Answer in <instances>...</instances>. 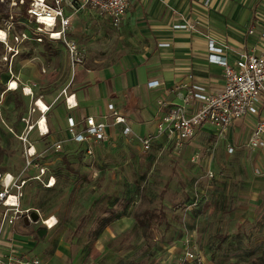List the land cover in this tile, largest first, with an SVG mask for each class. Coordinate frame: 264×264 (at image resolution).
<instances>
[{
	"label": "rangeland",
	"instance_id": "1",
	"mask_svg": "<svg viewBox=\"0 0 264 264\" xmlns=\"http://www.w3.org/2000/svg\"><path fill=\"white\" fill-rule=\"evenodd\" d=\"M29 6L25 1L20 13L12 15L14 26L8 30L7 43L18 47V55L10 65L0 61V165L11 169L23 157L8 125L26 112L27 103L21 89L3 92L5 84L21 75V80L42 95L49 86H42L44 79L36 70L44 76L49 66H57L48 82L60 87L71 68L69 52L61 41L33 39ZM64 6L68 15L74 10ZM13 8L10 0L0 4V28L5 27L3 20ZM70 23L74 30L68 37L77 40L83 62L90 46L110 50L119 29L94 8L74 14ZM22 33L27 38L15 43L14 36ZM4 54L6 48L0 45V55ZM253 128L249 122L236 134L230 141L232 151L226 140L199 132L179 156L167 148L142 150L115 139L96 156H84L76 149L61 161L59 155H52L49 142L34 138L42 148L40 162L58 178L52 189L30 181L21 200L23 208L36 209L43 218L54 215L58 221L41 245L45 258L39 259L43 264H49L53 255L59 264H178L188 249H195L203 264H264V158L259 148L248 144ZM5 141L11 146L6 148ZM257 165L262 168L259 173ZM24 167L25 161L13 172L31 175L30 168ZM160 211L167 215L166 228L160 222L164 217ZM148 217L152 230L145 235L142 221ZM19 223L28 232L26 236L42 241L36 235L39 224ZM111 224L115 233L105 234L103 229Z\"/></svg>",
	"mask_w": 264,
	"mask_h": 264
},
{
	"label": "crops",
	"instance_id": "2",
	"mask_svg": "<svg viewBox=\"0 0 264 264\" xmlns=\"http://www.w3.org/2000/svg\"><path fill=\"white\" fill-rule=\"evenodd\" d=\"M129 1V8L118 31L111 39L112 48L110 50L106 48V52L105 48H95V46L87 48L84 62L79 64L74 72L70 68V72L65 73L60 87L48 82L50 74L58 69L55 65L49 66L50 68L44 76L40 74L39 70H36V74L44 79L42 86H49V91L42 95L38 94L32 84L21 80V75L12 79L17 82V89H7V83L5 84L3 90L5 93H14L24 86L31 89V94H22L23 100L27 103L26 112L13 118L11 125H8L9 130L16 137V146L22 147L23 161H21L22 163L16 162L15 166H11L12 169L0 165L1 171L15 175L13 168L21 167L25 161L24 145L19 136L26 134L28 128L22 118H27L28 125H34L27 133V139L32 143L36 153H41L42 148L35 139L49 142L54 151L52 155H59L61 161L64 160V155L70 154L76 149L84 156H96L100 153L102 146H108L109 142L115 139L129 141L132 145L139 146L144 150L137 140L122 134V125H111L107 129L108 139L105 141L92 140L89 143H77L69 137L67 118L72 116L79 130L85 116H93L97 120H101L104 115L108 114L107 105L112 103L125 116L132 133L145 136L155 131L159 101H164L166 104L181 102L180 93H184L186 90L184 88L176 90L174 89L176 86L198 83L205 86L210 92L222 89L223 70L220 65L208 60V39H213L217 44L229 46L223 54L230 63L241 51L254 54L264 51V39L260 38V35L264 34V0ZM67 9L68 7L65 9V14L71 18L74 14L81 13L88 8L72 10L69 15L66 13ZM182 22L193 23L195 29L178 30L173 28L174 24ZM97 27L99 28V26ZM250 29L254 32L249 33ZM73 30L74 26L70 23L69 35ZM70 38L76 40L71 36ZM54 42L58 41L54 40ZM55 56L57 55H52V58ZM65 61L68 67L66 58ZM60 62H62L61 59ZM150 82H157V84L151 86ZM70 95H73L70 102L76 103V106L72 108H69L65 101ZM36 100H42L48 107L44 113L45 126L47 127V133L44 135L39 134L37 125H35V121L41 116V112L34 103ZM2 102L3 99L0 101V105ZM4 120L2 119L5 123ZM256 120L257 118L252 115L236 120L224 137L219 139L226 140L227 145L232 147L230 141H234L236 134L247 128L249 122L254 124ZM107 121L111 123L112 118H108ZM0 127L3 126L0 125ZM199 132H206L213 138H217L214 128L210 124H204L199 128L195 136ZM193 138L189 143L193 141ZM7 141H5L6 148L11 146L10 139L9 142ZM57 142L61 143V152L55 150L53 146ZM88 145L92 149V154L86 152ZM156 147L169 150L164 146L162 140L156 141L149 150ZM259 151L264 158V151L262 149ZM40 158L37 157L34 161L45 168L42 178L46 180L48 176H53L55 182L53 186L45 187L38 180L29 179L27 184L30 181H37L45 189H52L58 184V178L53 171H49L40 162ZM30 170L31 175L25 178H31L38 173L35 167H30ZM255 170L259 173L262 168L257 165ZM160 213L164 216L160 222L164 223V228H166L168 227L167 215L161 211ZM50 216H53L57 221L54 215ZM117 223L119 222L117 221ZM142 223L144 225L141 226L142 231L146 235L149 230H152V227H149V217ZM36 224H39L37 228L44 227L40 222ZM53 228L46 229L47 232L42 238L36 233L42 240L38 242L31 234L26 236L25 234L28 232L21 227L19 222H16L13 226L8 227L12 242H8L6 239L2 240L0 252L6 255L11 253L17 256H36L44 260L45 253L41 250L44 246L41 245L49 238ZM103 232L105 234L115 233V225H108L103 229ZM217 237H224V234H217ZM37 246L38 248H36ZM57 260L58 257L53 255L50 257L49 264H59Z\"/></svg>",
	"mask_w": 264,
	"mask_h": 264
},
{
	"label": "built area",
	"instance_id": "3",
	"mask_svg": "<svg viewBox=\"0 0 264 264\" xmlns=\"http://www.w3.org/2000/svg\"><path fill=\"white\" fill-rule=\"evenodd\" d=\"M5 1L0 0V4H4ZM25 1H29L30 4L27 8V14L34 26L35 33L33 35L35 37L33 39L36 42H42L43 38L47 37L50 40L61 41L69 52L72 70L75 64L83 62V50H80L76 42L68 37L70 16L65 14V3L74 11L94 8L105 15L114 26L121 24L130 5L129 0H10V5L14 6L13 11H11L12 14L9 18L3 20L5 27L0 28L6 34L3 39H0V45H4L7 51L6 55H0V61H4L6 65H10L19 53L18 47L8 45L7 38L8 30L14 26L12 15L20 13V6ZM173 28L194 30L195 25L182 22L174 24ZM253 32L252 29L249 30V33ZM25 38L27 36L24 33L16 34L14 41L18 44ZM260 38L264 39V34H261ZM228 48L229 46L226 44H217L213 39H208V60L211 63L220 65L223 70L224 84L222 89L217 92H210L205 86L198 83L176 86L174 88L176 90L181 88L186 90L184 93H180L181 102L175 104H166L164 101L158 102L159 113L156 118L154 132L145 136L133 134L125 116L110 103L107 105L108 114L104 115L101 120H97L93 116H85L79 130L75 119L69 116L67 118V130L70 139L77 143H89L92 140L105 141L108 139L107 129L111 125H122V134L125 137L131 136V138L137 140L144 150L151 149L156 141L162 140L165 147H168L173 154L179 156L198 129L204 124H210L214 128L215 137L222 138L236 120L252 115L257 120L250 133L248 144L264 151V51L260 54L241 51L237 53L235 60L230 63L223 54ZM12 82H7V89H10ZM155 84L157 82L149 83L151 86ZM15 89H17V85ZM25 89L24 86L21 88L23 93H25ZM72 96L70 95L65 99L69 108L76 106L75 102H70ZM37 101L34 102L35 105ZM37 108L41 112V116L35 121V125H37L39 134L44 135L47 133L44 113L48 110V107L40 108L37 106ZM108 118H112L111 123L107 121ZM22 120L25 121L28 128H26V134L19 136L24 145V170L35 167L38 173L31 178H25L21 174L13 175L0 170V242L5 239L12 242L8 227L13 226L16 222H24L26 218L30 224L33 223L31 220L32 212L38 214V222L47 230L52 229L57 223L56 221L50 225L47 220L52 216L43 218L38 210L28 207L23 208L21 205L24 188L29 179L38 180L45 187H51L55 182L53 176H48L46 180L42 178L45 174V168L34 161L35 158L41 157L42 153L37 154L32 143L27 139V133L34 125H28L27 118H22ZM53 146L55 150H59L61 143L57 142ZM232 149L229 146V150L232 151ZM86 152L92 154L89 145ZM207 173L209 177L214 175L212 170H208ZM0 264H43V262L36 256H17L11 253L6 255L0 252ZM178 264H203V260L195 249H188L179 259Z\"/></svg>",
	"mask_w": 264,
	"mask_h": 264
},
{
	"label": "bare ground",
	"instance_id": "4",
	"mask_svg": "<svg viewBox=\"0 0 264 264\" xmlns=\"http://www.w3.org/2000/svg\"><path fill=\"white\" fill-rule=\"evenodd\" d=\"M5 35H6L5 32L0 29V39H3L5 37ZM16 85H17V83L15 81H13L11 83V85H10V89H14L15 90V86ZM30 93H31V89L30 88H26L25 89V94H30ZM36 105L39 106L40 108H45V104H44V102L42 100H38ZM55 222H56V220L53 218V216L47 220V223L50 224V225L54 224Z\"/></svg>",
	"mask_w": 264,
	"mask_h": 264
},
{
	"label": "water",
	"instance_id": "5",
	"mask_svg": "<svg viewBox=\"0 0 264 264\" xmlns=\"http://www.w3.org/2000/svg\"><path fill=\"white\" fill-rule=\"evenodd\" d=\"M31 220H32L33 223L38 222V220H39V216H38V214L35 213V212H32V213H31ZM24 223H25L26 225H29V224H30V222L27 221L26 218L24 219ZM46 232H47V230H46L45 227H39V228H37V230H36L37 235H38L39 237H41V238L44 237V235L46 234Z\"/></svg>",
	"mask_w": 264,
	"mask_h": 264
}]
</instances>
